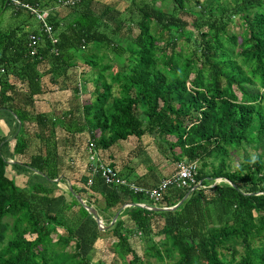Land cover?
Masks as SVG:
<instances>
[{"label":"trees","instance_id":"16d2710c","mask_svg":"<svg viewBox=\"0 0 264 264\" xmlns=\"http://www.w3.org/2000/svg\"><path fill=\"white\" fill-rule=\"evenodd\" d=\"M21 1L49 12L52 35L0 0V17L12 8L22 18L10 29L0 21V264H108L83 251L104 235L126 264H264V0H121L123 11L102 0ZM236 20L239 34L229 31ZM90 145L112 168L113 150L128 147L153 161L149 171L170 169L163 179L195 163L196 182L155 202L107 184ZM245 147L255 154L233 168ZM77 196L109 214L106 226L117 221L101 231ZM186 196L173 211L143 207Z\"/></svg>","mask_w":264,"mask_h":264},{"label":"rangeland","instance_id":"374dc122","mask_svg":"<svg viewBox=\"0 0 264 264\" xmlns=\"http://www.w3.org/2000/svg\"><path fill=\"white\" fill-rule=\"evenodd\" d=\"M103 2H105L106 4L110 5V6H113L114 8L118 9V10H121L123 11L126 6H127V3L121 1V0H102ZM197 1H200V2H205L206 0H190V3L189 5L191 7H193L195 5V2ZM235 0H222V3H223V6L224 7H227V8H230L232 7V5L234 4ZM60 11H62V13H64V9H60ZM27 15V14H26ZM22 20V18H19V17H15L14 15V11L12 8H8L6 10H4V12H2V15L0 17V21H1V27L3 29H10L12 27H15V26H18L20 24V21ZM30 23L33 24V25H38L39 23L35 20V19H31L30 20ZM240 24H241V21L240 20H236V24L235 25H232L230 28H229V31L231 33H234V34H239L242 30H241V27H240ZM26 28V27H25ZM241 40V38H239ZM107 62V61H106ZM81 71L79 72H82L83 71V76L82 78L85 80H87L89 77H91V79L94 78L93 74H94V71H92L91 69L89 68H85V69H80ZM87 84H92L91 86H93V82L90 81L88 82ZM88 85V87H90ZM61 92V91H59ZM24 92H21L20 95H23ZM63 95L64 94H59L57 95L58 97L61 98V100H63ZM60 100V101H61ZM3 119H0V131H2L3 133H6L8 131V128L6 127V124L4 121H2ZM34 142L38 143L37 140H34ZM31 151L30 153H34L36 151V147L33 145V143L31 144ZM244 153L246 154H255V151L250 148V147H245L244 149H240L238 151H234L232 152L231 154V157H230V164L231 166L234 168V167H238L239 164H240V161L242 160L243 158V155H245ZM178 169V167H177ZM8 175L10 178H13L16 180V183L18 186L20 187H28L30 186L29 185V182L27 181V177L25 176H22V175H18L16 174V172L12 169H9L8 170ZM164 180V179H162ZM220 181H217L216 183H218ZM63 188V190H67L68 188H64L63 186L61 187ZM149 189H154V187H151ZM65 192V191H63ZM66 193V192H65ZM63 194L65 197L69 198L67 193L66 194ZM93 208H95L93 206ZM10 223H12L11 220H8ZM108 226V225H107ZM103 231V230H101ZM9 236H11V233H9ZM117 240L111 236H105L103 238H101L100 240H98L95 244V248H90V247H86L85 249H83L84 253H86L87 255H89L90 257H92L93 261H98V260H103L105 261L106 263L108 264H126L124 263L119 257H117V255L114 253V249H113V245L114 243L116 242ZM134 247L135 249L142 255L143 253V249H142V246L140 243H136L134 244ZM71 251V249H70ZM146 260L147 264H161L160 262H158L157 260L155 259H152L150 261H148V259H145Z\"/></svg>","mask_w":264,"mask_h":264},{"label":"built area","instance_id":"2783aa9c","mask_svg":"<svg viewBox=\"0 0 264 264\" xmlns=\"http://www.w3.org/2000/svg\"><path fill=\"white\" fill-rule=\"evenodd\" d=\"M11 5L17 8H24L30 12V14L36 16V18L43 24L46 28L49 35H52V28L48 26V11H41L39 8L34 7L30 4H25L21 0H6ZM73 0H66L62 2V5H74ZM53 39V38H52ZM40 42V37L31 36V44L30 47L33 49L32 54L34 55L37 52V45ZM53 42L56 43L57 40L53 39ZM89 152L91 154L90 161L95 164L94 171L99 172L104 178L105 182L109 185L114 186H124L127 187L134 194H142L148 197L155 202L161 200L164 192H166L170 187H190L196 182V173H197V165L195 163L190 164H180L178 166V170L176 174L168 179H164L159 182L158 186L154 189L146 188L136 182H131L125 178H122L119 171L111 166L105 165L98 158L96 153L94 152V146L90 145ZM91 184V183H89Z\"/></svg>","mask_w":264,"mask_h":264},{"label":"crops","instance_id":"0c3cea01","mask_svg":"<svg viewBox=\"0 0 264 264\" xmlns=\"http://www.w3.org/2000/svg\"><path fill=\"white\" fill-rule=\"evenodd\" d=\"M130 150L131 149L128 147H123L119 149L117 148L116 150H113L112 158H111L112 164L115 165V168L119 170L120 175L125 179L137 182L140 185L146 187H153L155 184H157L161 179L166 177V175H169V173L171 172V170L166 168L165 166L159 168L157 166L155 169H153V171L151 170L149 171L150 169L149 167L151 166L153 161L149 160V158H147L144 155H142L141 157L130 155ZM71 184L72 183L68 182L67 187H71ZM90 194L92 193L89 192V195ZM67 195L69 197L67 199L71 200L69 194ZM100 200L102 203L103 199L101 197ZM108 215L109 214L105 212H101L99 214V217L102 219L104 224L106 222V218L108 217Z\"/></svg>","mask_w":264,"mask_h":264},{"label":"water","instance_id":"95a60500","mask_svg":"<svg viewBox=\"0 0 264 264\" xmlns=\"http://www.w3.org/2000/svg\"><path fill=\"white\" fill-rule=\"evenodd\" d=\"M198 188V186L197 187H195V189L194 190H196ZM187 199V196H186V198H184V200L183 201H181L178 205H176L175 207H172V208H168V209H162V208H157V207H153V208H151V207H149V206H143V207H145V208H148V209H150V210H154V211H173V210H176L185 200ZM77 200L79 201V203L83 206V207H85V209L96 219V221H97V224H98V227H99V229L100 230H103V231H106V230H108V229H110L111 228V226L117 221V219H118V217H119V214H117L116 216H115V218H114V220H113V222L111 223V225L110 226H106L105 224H104V222L102 221V219L99 217V215H98V211L95 209V208H93V207H90V206H88L87 204H86V202L80 197V196H77ZM142 207V206H141Z\"/></svg>","mask_w":264,"mask_h":264}]
</instances>
